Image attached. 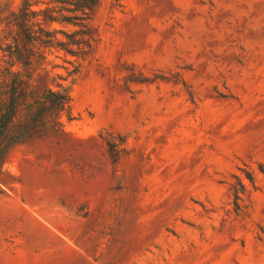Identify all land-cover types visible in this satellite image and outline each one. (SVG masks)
Masks as SVG:
<instances>
[{"label":"rangeland","instance_id":"374dc122","mask_svg":"<svg viewBox=\"0 0 264 264\" xmlns=\"http://www.w3.org/2000/svg\"><path fill=\"white\" fill-rule=\"evenodd\" d=\"M90 26L46 64L65 132L0 167V264H264V0H100Z\"/></svg>","mask_w":264,"mask_h":264},{"label":"trees","instance_id":"16d2710c","mask_svg":"<svg viewBox=\"0 0 264 264\" xmlns=\"http://www.w3.org/2000/svg\"><path fill=\"white\" fill-rule=\"evenodd\" d=\"M100 0H19L0 6V167L17 144L65 132L70 95L46 68L61 54L75 69L91 52Z\"/></svg>","mask_w":264,"mask_h":264}]
</instances>
